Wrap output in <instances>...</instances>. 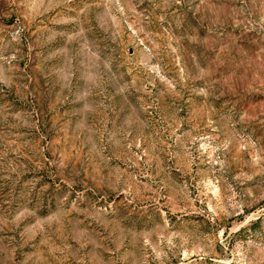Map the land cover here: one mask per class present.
<instances>
[{
  "label": "rangeland",
  "instance_id": "374dc122",
  "mask_svg": "<svg viewBox=\"0 0 264 264\" xmlns=\"http://www.w3.org/2000/svg\"><path fill=\"white\" fill-rule=\"evenodd\" d=\"M0 264H264V0H0Z\"/></svg>",
  "mask_w": 264,
  "mask_h": 264
}]
</instances>
